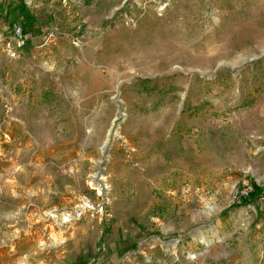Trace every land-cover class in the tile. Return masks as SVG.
Segmentation results:
<instances>
[{
  "label": "rangeland",
  "instance_id": "1",
  "mask_svg": "<svg viewBox=\"0 0 264 264\" xmlns=\"http://www.w3.org/2000/svg\"><path fill=\"white\" fill-rule=\"evenodd\" d=\"M254 182L264 0H0V264H264Z\"/></svg>",
  "mask_w": 264,
  "mask_h": 264
},
{
  "label": "trees",
  "instance_id": "2",
  "mask_svg": "<svg viewBox=\"0 0 264 264\" xmlns=\"http://www.w3.org/2000/svg\"><path fill=\"white\" fill-rule=\"evenodd\" d=\"M29 16H25V25L29 22ZM15 25V23H13ZM24 34L27 32V28L23 29ZM259 198H264V185H259L257 183L252 184V189L249 190L246 194H240L232 206H242L244 204L253 203ZM76 264H88L87 260L82 257V259Z\"/></svg>",
  "mask_w": 264,
  "mask_h": 264
},
{
  "label": "built area",
  "instance_id": "3",
  "mask_svg": "<svg viewBox=\"0 0 264 264\" xmlns=\"http://www.w3.org/2000/svg\"><path fill=\"white\" fill-rule=\"evenodd\" d=\"M14 33L19 36L20 38H23L25 36L24 32H23V28L20 25H15L14 26ZM53 35V34H51Z\"/></svg>",
  "mask_w": 264,
  "mask_h": 264
}]
</instances>
